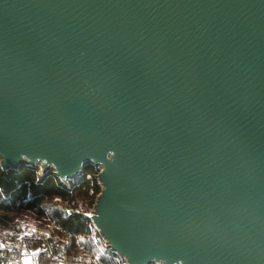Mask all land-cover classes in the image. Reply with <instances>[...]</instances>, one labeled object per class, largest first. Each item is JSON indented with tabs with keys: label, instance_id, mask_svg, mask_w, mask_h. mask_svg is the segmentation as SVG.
<instances>
[{
	"label": "water",
	"instance_id": "95a60500",
	"mask_svg": "<svg viewBox=\"0 0 264 264\" xmlns=\"http://www.w3.org/2000/svg\"><path fill=\"white\" fill-rule=\"evenodd\" d=\"M78 181L126 264H264V0H0V166Z\"/></svg>",
	"mask_w": 264,
	"mask_h": 264
},
{
	"label": "trees",
	"instance_id": "16d2710c",
	"mask_svg": "<svg viewBox=\"0 0 264 264\" xmlns=\"http://www.w3.org/2000/svg\"><path fill=\"white\" fill-rule=\"evenodd\" d=\"M97 172V168L88 166L78 181L63 182L52 171L42 172L26 165L0 170V231H5L0 232V242L22 233L13 219L29 211L34 221L50 227L53 236H25L26 252L36 264H52L51 256H60L65 247L66 262L84 250L93 256L99 254L100 264H125L104 245L87 215L101 189Z\"/></svg>",
	"mask_w": 264,
	"mask_h": 264
},
{
	"label": "rangeland",
	"instance_id": "374dc122",
	"mask_svg": "<svg viewBox=\"0 0 264 264\" xmlns=\"http://www.w3.org/2000/svg\"><path fill=\"white\" fill-rule=\"evenodd\" d=\"M39 171H41V168L39 167H36ZM93 209L90 208L87 212V215L90 214V211ZM10 220L12 221V216L10 215L9 216ZM13 221L17 222L18 225L17 227H20L22 230V233L24 234H29V235H34V234H37V235H40L42 237H53V236H50V227L47 226V225H43V224H40L39 222L37 221H34L33 219V215L31 212L29 211H25L23 212L22 215L20 216H16V218L13 219ZM2 233H4L5 231H0ZM1 235V234H0ZM56 236H54L55 238ZM60 239H63V241L65 242L66 238L62 237ZM104 245L106 246V242L104 240ZM63 248V247H62ZM66 247L63 248L62 251H60L62 254H66ZM58 255V254H56ZM55 255V256H56ZM85 255H90L93 257V259H95V261H99V257L100 255L99 254H95L94 256L91 255V252H87V251H84V250H81V252L78 253V256H80L81 258L76 260V261H71L69 260V262L66 260L64 262H51L52 264H89V263H86L85 259L83 258ZM41 259V258H40ZM21 263L22 264H36L35 260L31 259V256L30 254H27V252H24L22 254V257H21ZM41 263V262H40ZM43 263V262H42Z\"/></svg>",
	"mask_w": 264,
	"mask_h": 264
},
{
	"label": "built area",
	"instance_id": "2783aa9c",
	"mask_svg": "<svg viewBox=\"0 0 264 264\" xmlns=\"http://www.w3.org/2000/svg\"><path fill=\"white\" fill-rule=\"evenodd\" d=\"M26 235H29V234L18 232L11 239L6 240L5 242H0V264H22L21 257H22V254L26 252V246L24 243V238ZM80 258L81 257L78 255L72 256L73 261H76ZM83 258L85 259L86 263H89V264L99 263V261H95L96 258L93 259V257L90 255H85ZM66 259L67 257L64 254H61L58 257L55 255L51 256V262H55V263L64 262Z\"/></svg>",
	"mask_w": 264,
	"mask_h": 264
},
{
	"label": "clouds",
	"instance_id": "9594fccd",
	"mask_svg": "<svg viewBox=\"0 0 264 264\" xmlns=\"http://www.w3.org/2000/svg\"><path fill=\"white\" fill-rule=\"evenodd\" d=\"M0 170H2V166H0Z\"/></svg>",
	"mask_w": 264,
	"mask_h": 264
}]
</instances>
